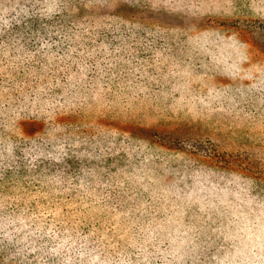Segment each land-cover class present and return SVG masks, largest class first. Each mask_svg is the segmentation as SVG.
Returning <instances> with one entry per match:
<instances>
[{"label": "trees", "instance_id": "1", "mask_svg": "<svg viewBox=\"0 0 264 264\" xmlns=\"http://www.w3.org/2000/svg\"><path fill=\"white\" fill-rule=\"evenodd\" d=\"M173 4L0 0V264H264L254 162L161 135L143 107L94 112L160 64L163 41L136 44L171 21L144 13ZM111 116L135 124L128 137L105 131Z\"/></svg>", "mask_w": 264, "mask_h": 264}, {"label": "rangeland", "instance_id": "2", "mask_svg": "<svg viewBox=\"0 0 264 264\" xmlns=\"http://www.w3.org/2000/svg\"><path fill=\"white\" fill-rule=\"evenodd\" d=\"M171 1L170 9L144 13H171L165 16L170 24L147 23L139 31L146 45L150 37L164 42L155 53L160 64L137 76L139 89L137 84L128 86L124 77L117 79L111 86L110 110L101 107L94 112L143 107L141 119L159 134L175 140H208L220 153L246 165L254 162L253 170L264 175V0ZM216 37L229 43L215 45ZM136 45L146 53L154 49L150 44ZM221 98L228 107L224 112L217 109ZM237 102L245 105L248 115L239 112ZM112 119L101 125L106 132L113 129L110 137H128L127 129L135 124ZM24 252L16 257L26 261Z\"/></svg>", "mask_w": 264, "mask_h": 264}]
</instances>
